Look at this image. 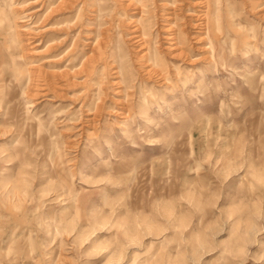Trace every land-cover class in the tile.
Wrapping results in <instances>:
<instances>
[{
  "label": "rangeland",
  "instance_id": "374dc122",
  "mask_svg": "<svg viewBox=\"0 0 264 264\" xmlns=\"http://www.w3.org/2000/svg\"><path fill=\"white\" fill-rule=\"evenodd\" d=\"M193 1L0 0V264H264V0Z\"/></svg>",
  "mask_w": 264,
  "mask_h": 264
},
{
  "label": "bare ground",
  "instance_id": "6f19581e",
  "mask_svg": "<svg viewBox=\"0 0 264 264\" xmlns=\"http://www.w3.org/2000/svg\"><path fill=\"white\" fill-rule=\"evenodd\" d=\"M204 0H194L192 2V5L190 6H194V7H200V8H197L196 11H194V17L196 18V20H200V22H197L196 25H198L200 27V25H204L205 27V32L206 33H209V30H210V24L209 22L207 21V17H208V8L207 10H203L201 7H206L205 6V3L203 2ZM204 4V5H203ZM196 9V8H195ZM203 19V20H201ZM203 27V26H202ZM48 46V45H47ZM209 48V47H208Z\"/></svg>",
  "mask_w": 264,
  "mask_h": 264
}]
</instances>
